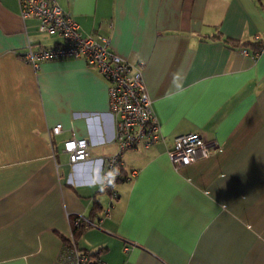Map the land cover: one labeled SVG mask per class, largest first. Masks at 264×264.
Listing matches in <instances>:
<instances>
[{
	"label": "crops",
	"instance_id": "0c3cea01",
	"mask_svg": "<svg viewBox=\"0 0 264 264\" xmlns=\"http://www.w3.org/2000/svg\"><path fill=\"white\" fill-rule=\"evenodd\" d=\"M55 1L141 68L162 139L122 153L115 200L98 164L70 165L65 141L112 142L108 83L82 59L26 64L59 39L0 0V264H68L71 238L107 264H264V0ZM187 133L212 150L175 168ZM78 216L99 227L76 232Z\"/></svg>",
	"mask_w": 264,
	"mask_h": 264
},
{
	"label": "built area",
	"instance_id": "2783aa9c",
	"mask_svg": "<svg viewBox=\"0 0 264 264\" xmlns=\"http://www.w3.org/2000/svg\"><path fill=\"white\" fill-rule=\"evenodd\" d=\"M22 19L36 22L39 33L54 36L59 43L50 48L27 47L22 60L37 69L47 61L82 59L87 66L95 68L109 86V113L113 120V138L106 148H96L87 140L70 139L64 142L63 152L70 165L91 160L100 166V190L108 192L115 200L114 190L123 174L122 153L139 147L149 148L162 139L159 122L152 111L151 100L145 90L141 68L132 66L115 54L107 35H83L79 25L55 0H18ZM252 42L258 45L253 53L264 51V32L256 34ZM247 54V50H241ZM61 125L51 128V135L61 132ZM106 149H109L106 151ZM212 147L197 133H187L173 139L167 156L175 168L189 166L206 159ZM100 153L99 155L95 153ZM106 210L103 215H107ZM98 228L100 220L92 221L78 216L73 225L78 228ZM61 259L68 264H107L98 254L83 252L71 238L61 252Z\"/></svg>",
	"mask_w": 264,
	"mask_h": 264
},
{
	"label": "trees",
	"instance_id": "16d2710c",
	"mask_svg": "<svg viewBox=\"0 0 264 264\" xmlns=\"http://www.w3.org/2000/svg\"><path fill=\"white\" fill-rule=\"evenodd\" d=\"M221 39V38H220ZM225 43H230L231 45H234L235 46V43H233L232 41H230V40H228V39H224L223 40ZM256 45V44H255ZM257 49H258V45H256L255 46ZM93 211H94V209H93ZM91 217H93V216H91ZM82 228H84V226L81 224L76 230V232H78V233H80L79 231L82 229Z\"/></svg>",
	"mask_w": 264,
	"mask_h": 264
}]
</instances>
